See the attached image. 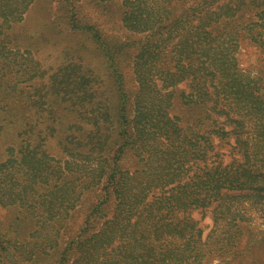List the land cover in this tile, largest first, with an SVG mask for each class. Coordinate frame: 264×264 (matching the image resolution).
<instances>
[{
  "label": "trees",
  "instance_id": "16d2710c",
  "mask_svg": "<svg viewBox=\"0 0 264 264\" xmlns=\"http://www.w3.org/2000/svg\"><path fill=\"white\" fill-rule=\"evenodd\" d=\"M32 1L0 0V127L13 130L19 104L4 99L19 89L16 79L23 72L15 71L13 64L19 58L23 64L27 51L7 46L3 30L21 21ZM121 1L128 8L123 13L126 27L146 33L133 67L138 83L133 119H127L125 94L117 104L122 130L132 127L130 148L138 151L140 165L133 170L122 167L123 153L128 148L123 142L112 156L107 152V143L91 146L82 132L62 129L59 144H63L67 156L61 164L45 162L42 171L36 173L37 167L28 159V143L12 141L4 147L0 160V205L18 208L31 219L42 207L32 237L43 233L52 248L56 241L47 236L48 221L57 217V225L65 220L84 188L101 184L103 199L91 212L102 218L100 226L86 236V228L81 230L59 254L58 264H64L69 255L70 264H200L207 252L205 239L190 212L217 202L212 213L227 211L234 219L238 214L226 203L235 196L233 191L245 190L246 196L253 190L264 191V174L249 169L248 143L241 133L248 121H254L256 126L264 122V91L260 79L237 63L239 38L235 28L241 24V15L228 5L231 0L212 9L205 8L204 0L179 11L175 7L180 0L168 4L165 0ZM251 25L253 22H245V26ZM183 80H188L189 90L181 93L182 102L202 111L204 127L183 125L178 116L170 114L172 89ZM9 82L13 83L11 88ZM21 94L19 101L25 105L26 96ZM23 110L19 112L20 119L25 116ZM35 114L40 116L37 109ZM221 116L224 118L219 121ZM99 117L100 114L95 117L98 124L89 134H104ZM230 123L232 128L226 129ZM214 134H235L232 152H240V158L222 165L218 153L213 152ZM68 136L78 138L77 145L65 142ZM117 139L115 133L113 140ZM258 150L264 153V143ZM44 157L47 155L41 154L40 158ZM52 168L59 171L54 177ZM81 176L85 179L81 180ZM39 189L41 198L37 196ZM155 190L160 194L149 199V193ZM113 192L117 200L106 211L105 204ZM179 212L186 222L177 219ZM8 234L0 226V264H14L11 257L20 256L19 263H24L20 241ZM235 244L236 241L218 244L215 251L231 252ZM231 253L232 257L237 251Z\"/></svg>",
  "mask_w": 264,
  "mask_h": 264
},
{
  "label": "rangeland",
  "instance_id": "374dc122",
  "mask_svg": "<svg viewBox=\"0 0 264 264\" xmlns=\"http://www.w3.org/2000/svg\"><path fill=\"white\" fill-rule=\"evenodd\" d=\"M203 1L180 0L175 9L185 10ZM227 1L206 0L205 8L212 9L216 4ZM165 2L176 3L173 0ZM228 5L241 15V24L235 28L236 37L239 38V46L235 51L237 63L240 68L249 70L260 79L259 84L264 91V0H231ZM126 10L128 8L123 6L121 0H33L24 18L3 30L6 32L7 46L12 50L19 48L27 51V57L24 65L20 58L13 64V69L23 74L16 79L19 89L12 90L10 97L4 101L13 100L19 104L18 112L14 109L17 121L14 130L0 127V160L4 147L13 141L20 145L28 143L27 149L31 151L28 159L37 167L36 173L42 171L45 162L61 164L67 152L62 149L63 144H59L62 140L59 132L66 129L74 130L75 134L82 132V137L91 146L107 143V152L112 156L116 155L119 144L123 142L128 148L123 153L122 167L133 170L140 165L138 151L130 148L131 138H134L132 127L127 131L122 130L117 104L125 94L127 119L132 120L134 97L138 91L133 67L134 62H138V53L146 33L126 27L123 22ZM135 11L138 16V8ZM247 21L253 22V25L245 26ZM8 86L11 88L13 83L9 82ZM188 90V80L180 81L173 87L170 114L178 116L183 125L204 127L202 111L193 110V106L182 102L181 93L185 94ZM19 94L21 97L26 96L25 105L19 101ZM24 108L22 113L25 116L20 119L19 112ZM36 109L39 117H36ZM98 114L100 124L105 127L102 136L89 134L98 124L95 121ZM223 118L221 116L219 121ZM229 128H232V123L227 124L226 129ZM32 131L36 133L30 137ZM115 133H118L117 141L113 140ZM241 133L242 139L248 143L249 169L264 174V153L258 150L264 143V122L256 126L254 121H248ZM234 138L235 134L225 137L214 134L213 152L218 153L222 165L230 163L233 158H240V152H232ZM77 141L78 138L71 136L65 139L68 144H76ZM41 154L47 157L40 158ZM53 170L52 177L59 172L57 168ZM80 178L85 179L82 176ZM49 182L53 183L52 180ZM41 192V189L37 191L38 198H41ZM159 194L160 190L152 191L148 198ZM232 194L235 196L227 199L226 203L238 214L234 219L227 215V211L212 213L217 202L207 208L194 209L189 214L202 228V238L205 239L207 252L203 254L200 264L264 262V191L258 193L253 190L246 196L245 190H235ZM103 196L101 184L84 188L75 209L69 212L65 220L57 225V217L48 221L47 236L56 241L52 248H49L43 233L37 235L39 237H32V231L38 228L35 222L41 217L42 207L36 211L37 216L31 219L18 208L0 205V226L9 236L17 238L19 246L22 245L20 249L25 251L24 263H19L22 256L11 257L12 263L58 264L59 254L81 230L86 228L83 231L86 236L100 226L102 218L91 212ZM116 200L115 193H111L105 204L106 211L114 207ZM87 218L89 221H86ZM177 219L187 221L182 212L177 214ZM231 241H236L233 251H237L232 257L233 251H215L218 244ZM70 261L69 255L64 264H70Z\"/></svg>",
  "mask_w": 264,
  "mask_h": 264
}]
</instances>
